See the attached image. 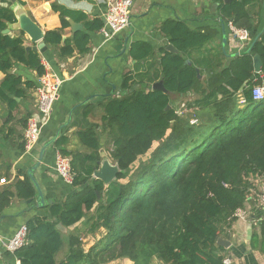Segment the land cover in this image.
I'll list each match as a JSON object with an SVG mask.
<instances>
[{"label": "trees", "instance_id": "1", "mask_svg": "<svg viewBox=\"0 0 264 264\" xmlns=\"http://www.w3.org/2000/svg\"><path fill=\"white\" fill-rule=\"evenodd\" d=\"M215 1L224 21L249 30V47L226 58L219 45L207 62L191 60V53L220 31L192 30L178 21L164 24L178 52L163 51L160 74L148 77L145 87L136 86L145 82L140 74L126 73L124 93L105 97L103 103L104 130L113 145L109 156L121 168L117 179L106 185L93 176L102 160L99 135L91 127L79 131L81 142L92 149L72 158L73 185L81 188L61 202L45 205L46 214L28 221V243L14 253L6 251L5 264H108L117 259L134 264H152L155 259L160 264H223L225 248L218 239L252 192L258 196L260 182L255 180L264 182V99L253 98V87L264 86V31H258L248 9L264 0ZM53 8L60 12L62 26L46 32V44L59 57H69L75 50L88 52L91 37L86 31L100 30L104 21L83 16L84 29L64 41L70 22L66 11ZM15 21L11 8L0 7V70L6 73L0 99L11 105L14 97H26L35 85L12 73L14 64L23 63L39 76L46 69L39 52L25 47L23 31L14 37L4 33ZM134 48L136 59L154 53L146 44ZM256 54L262 61L259 72L254 67ZM158 80L168 92L152 88L150 83ZM173 96H192L186 107L197 122H191L192 113L183 116L177 111ZM65 141L59 137L55 145L69 155ZM35 194L34 183L25 174L12 189L0 193V214L14 196L28 200ZM257 215L263 218L264 233L260 208ZM58 224L75 227L65 234ZM102 228L101 238L85 249L82 231L95 234ZM65 242L68 251L58 260Z\"/></svg>", "mask_w": 264, "mask_h": 264}, {"label": "crops", "instance_id": "2", "mask_svg": "<svg viewBox=\"0 0 264 264\" xmlns=\"http://www.w3.org/2000/svg\"><path fill=\"white\" fill-rule=\"evenodd\" d=\"M231 1L233 0L229 2ZM229 2L221 0V3ZM219 4L215 0H133L128 27L112 39L106 40L100 30L92 32L84 30L91 37L88 52L80 53L75 50L69 57H59L57 50L50 45L44 53L38 51L42 63L60 76L63 82L51 118L44 126L38 144L30 153L24 151L23 138L27 119L35 109L34 90L38 85L39 75L36 70L28 68L23 63L14 64L11 72L20 75L23 80L34 81L35 85L27 91L26 97H14L15 105L0 99V179H6L5 183L0 182V193L12 189L18 179H24L25 174L30 176L32 173L43 193L44 203H40L39 191L34 184L36 194L28 199L31 201L14 196L2 211L0 264L7 262L5 242L14 236L18 228L27 225L32 218L46 214L45 205L53 201L61 202L81 188L65 183L55 171V152L60 148L55 145V141L59 137L66 138L63 147L71 158L75 154L83 157L90 154L92 149L81 142L78 132L90 127L94 128L99 135V152L102 159L108 158L115 163L109 156L113 145L109 142L110 137L108 131L104 130L102 121L105 97L121 96L123 92L121 84L126 73H131L134 77L140 74L145 82L136 86L145 87L150 81L148 77L160 74L163 51L178 52L170 41V36L164 32V24L178 21L185 23L192 30L197 28L205 30L209 27L220 31L213 41L202 49L192 52L191 60L207 62L212 50L219 45L226 52L224 56L226 58L234 56L232 54L236 52L241 53L249 47L252 42L250 32L248 43L241 48L231 34L229 21H224L221 17ZM53 6L66 11L70 22V26L64 31V41L70 39L76 31L84 29L83 16L87 20L100 18L105 22L107 0H0V7H9L20 15L27 14L44 32L62 26L60 12L54 10ZM248 9L253 13L252 21L257 25L258 31L263 32L264 2L248 6ZM72 21L81 23L82 28L73 32ZM6 28L9 30L6 34L12 37L20 35L22 31L17 23H8ZM24 37L25 47L32 46L25 32ZM225 37L227 41L223 44ZM137 44L152 47L153 55L136 59L133 51ZM169 45L174 49H169ZM204 75L206 76V72ZM5 77L6 73L0 70V83ZM154 83H150L152 88ZM179 97L173 96L174 104ZM258 189L260 190V187ZM256 195L257 193L252 192L242 207L247 215L236 218L220 237L230 242L228 248L224 247V252L231 258V264H264V233L261 229L263 218L257 215L260 205ZM74 227H66L62 231L66 234ZM104 233V228L95 234L82 231L84 248H90ZM67 251L65 242L64 247L57 254L58 260H62ZM108 264L134 263L129 259H117ZM152 264H160V262L155 259Z\"/></svg>", "mask_w": 264, "mask_h": 264}, {"label": "built area", "instance_id": "3", "mask_svg": "<svg viewBox=\"0 0 264 264\" xmlns=\"http://www.w3.org/2000/svg\"><path fill=\"white\" fill-rule=\"evenodd\" d=\"M132 4L133 0H107L105 22L100 29V33L106 40L112 39L119 32L128 27L130 23V8ZM229 28L231 34L240 47H245L250 39L249 30L237 27L231 21L229 22ZM45 68V72L39 76L38 85L34 90L35 109L28 117L24 130L23 143L25 153H30L38 144L44 126L51 118L53 106L58 98L59 90L63 82L60 76L55 74L46 66ZM253 98L254 100L264 99L263 85H255L253 87ZM182 106L183 109H187L186 104ZM193 120L197 119H192L191 122H193ZM55 171L65 183L73 185L76 174L72 168V158L69 155L64 154L60 148H58L55 152ZM5 180L6 179L4 178L0 179V182L5 183ZM261 180L262 178H257L255 182H260L258 184L260 191L257 196V200L259 202L260 209L264 212V182ZM246 215L247 212L240 207L235 211L233 217L243 218ZM27 243L28 227L24 224L18 228L12 238L5 242V249L6 251L14 253L17 249ZM223 264H231V258L229 256H225Z\"/></svg>", "mask_w": 264, "mask_h": 264}, {"label": "water", "instance_id": "4", "mask_svg": "<svg viewBox=\"0 0 264 264\" xmlns=\"http://www.w3.org/2000/svg\"><path fill=\"white\" fill-rule=\"evenodd\" d=\"M225 2H229L230 0H224ZM16 17V21L14 23H17V26L27 35L29 36L31 43L33 44L32 46L27 47L28 50L33 49L36 51H40L44 53L48 49V45L45 42V36L46 32L42 30V28L32 19L30 18L27 14H22L20 15L16 10L13 11ZM82 28L81 23L77 22H71V29L73 32L76 30ZM9 30L6 28L4 30V33H7ZM223 31H225L223 29ZM227 38L225 37L223 39V44L226 43ZM169 49H174L172 45H169ZM240 52H236L232 55H239ZM254 67L255 71L259 72L262 67V61L261 58L258 54L254 56ZM199 76L201 77L200 70L197 69ZM153 89H160L168 92V90L165 88L164 83L162 80L156 82L153 84ZM170 107V105L168 106ZM121 171V168L118 163H112L108 158H104L100 161V167L94 171L93 176L95 178L101 179L104 184H109L112 181L117 179L118 173ZM31 173V172H30ZM30 178L33 180L34 184L36 185L38 191H39V196H40V203H44V197L43 193L40 189V186L37 184V181L35 180L33 174H30ZM98 197L100 198V194H98ZM31 201V200H28ZM58 227L61 230H64L66 228L62 224H58ZM218 244L222 245L223 247L228 248L230 245V242L226 239L219 238L218 239Z\"/></svg>", "mask_w": 264, "mask_h": 264}, {"label": "rangeland", "instance_id": "5", "mask_svg": "<svg viewBox=\"0 0 264 264\" xmlns=\"http://www.w3.org/2000/svg\"><path fill=\"white\" fill-rule=\"evenodd\" d=\"M192 96H180L177 100V103H175V107L177 109V111L182 114L183 116H190L191 113H192V119H195L196 117L194 116V112L192 110H189L188 108L187 109H183L182 107V103H189L190 100H192L191 98ZM197 122V120H193L192 123H195ZM89 242V241H88ZM87 242V243H88Z\"/></svg>", "mask_w": 264, "mask_h": 264}]
</instances>
